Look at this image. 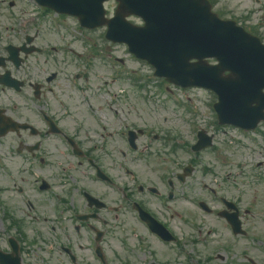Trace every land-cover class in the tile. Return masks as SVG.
Wrapping results in <instances>:
<instances>
[{
    "label": "flooded vegetation",
    "instance_id": "1",
    "mask_svg": "<svg viewBox=\"0 0 264 264\" xmlns=\"http://www.w3.org/2000/svg\"><path fill=\"white\" fill-rule=\"evenodd\" d=\"M16 3L17 0H0V50L6 49L10 45L9 43L16 45L20 41L23 42L32 33L30 32L31 28L28 26H24L20 30L16 29L14 23ZM7 70H11V73L15 72L13 75L23 80L25 87L20 92V97L15 95L6 98L0 90V117L1 114L3 115V119L0 120V153L4 148L12 150V155L4 154L5 160L16 174L25 175L22 182L15 183L12 188L17 192L40 194L41 191H37L36 185L28 180V176L36 174L38 175L39 184L42 180H45L48 186L53 189L56 187L55 182H58L60 175L64 174L65 165L67 163L69 165L74 164L76 166L75 174L72 176L74 184L84 182L83 177L87 175L91 177L92 174L95 180L89 186L90 192L93 196L99 198L103 206L100 208L91 206L83 193L80 192L79 187L74 188V192L67 193L64 196V205H59L62 206L63 214L58 222V234L56 235V240L59 246L64 249V252H53V254H64L63 264H113L114 256L118 257L113 250V243L116 239L111 235L112 226L110 225L114 221L115 196L111 187L107 185L110 187L109 189L104 186L103 181L97 178L99 170L109 176L111 181L116 178L127 185V187L122 188L124 200H122L123 203L117 204V211L123 210L124 207L128 208L131 198L136 196V199L132 200L133 207L134 202H138L144 210L161 222L175 236L174 228L169 219L160 217L154 206V200L162 195L169 198L167 199V207L178 204L179 199L172 190L165 192L163 187L155 185L157 183L163 185L164 179L156 175L144 178L141 182L138 176L139 185L133 186V189L130 188V177L135 179L136 175L133 176L132 174L131 176V167L134 168L135 165L131 164L130 152L127 147L131 143V137H134L132 142L137 147L141 146L148 136L151 141L158 137L155 132L150 130L154 126H146V122H150L153 118L144 119L141 123L130 127L128 108L117 106L115 108L117 117H114L113 107L107 106L105 109L101 107L100 111L97 112L96 124L98 128L94 126L93 118L87 115V111H74L69 114L72 119L69 123L57 124L59 130L51 129L50 125H45L32 107L35 106L48 115L49 94L52 93V87H58V89L61 87L60 79H57L56 84L51 87L48 65L35 64L27 57L20 72L19 68L13 69L12 64L9 63H7L6 68L0 67V79L5 78L4 76L6 78L10 77V75H4ZM55 78H60V76L57 75ZM14 120L21 122L19 124H29L30 127L21 130L16 129L17 132L1 135L4 128L19 126L13 122ZM113 125L120 127L117 136L111 131ZM68 138H71L74 142ZM18 148L20 149L19 158L16 155ZM17 159H20V161H17ZM153 179L157 181L153 182ZM190 179L186 180V183L189 181V185L191 183ZM98 181L102 183L99 184ZM6 187L8 186L6 185ZM1 191L2 186L0 185V193ZM61 192L65 193V191ZM170 192L173 193L171 198L169 197ZM41 195L43 197L40 200H33L31 195L25 197V199L23 198V200L20 199L18 204L26 206L33 223L42 224L45 227L47 236L44 237L45 240H49L50 218L54 209L59 206L55 205V201L51 196L44 192ZM39 201H41L40 205ZM118 217L119 215L116 214V218ZM139 220L143 226V232L150 231L159 240L165 242L149 228L144 220L141 218ZM123 225L125 226L123 239H117V241L121 243L124 250V264H161L155 257L149 260L144 253L136 249V243L141 245L145 241L143 240L144 237L142 236L138 240L135 239L133 235L134 228L130 226L129 222L125 221ZM51 231H56V229L51 228ZM99 231L101 232L100 242L97 240ZM152 234H149V236H153ZM89 235L93 238L92 240L89 239ZM135 235L138 236L136 233ZM83 239L90 240L95 244L96 249L101 247L102 251L103 245L104 259L98 258L97 251L95 252L96 257L88 249L85 250L84 246L82 250H77L76 243L78 241L82 242ZM75 248L77 254H75ZM65 250H68L69 254ZM52 259L53 257L48 260V263ZM166 260H169L170 264L176 263L173 256L167 257Z\"/></svg>",
    "mask_w": 264,
    "mask_h": 264
},
{
    "label": "rangeland",
    "instance_id": "2",
    "mask_svg": "<svg viewBox=\"0 0 264 264\" xmlns=\"http://www.w3.org/2000/svg\"><path fill=\"white\" fill-rule=\"evenodd\" d=\"M213 1L215 2V10L217 12H221L222 17L232 18L235 20L236 18H240L244 20L245 16L249 15L252 9V6H253L252 0H213ZM112 5L113 4H110L109 6H112ZM69 22H72V21L69 20ZM246 23L250 25V20H247ZM100 33L101 32L98 31L95 34H93V36L95 38L96 37L100 38V35H101ZM112 50L114 54L113 56L128 58L127 64H129V70H133L135 68V65L133 63L134 60L132 59V56L129 53H127L125 46L116 45L112 47ZM94 63L97 66L102 65V62L99 60V57H97V59L94 60ZM79 68L84 69V67L81 65H79ZM145 68L147 70L146 72H149L151 70L148 65H145ZM102 70H104L108 74L106 69L103 68ZM109 78H110V75H109ZM182 93H183V98L185 100L188 98L189 94L193 95L192 98L194 99L193 101L194 108H197V109L200 108L202 112L205 111L207 114L211 111L210 107H209V111L205 110L207 109L206 104H205L206 99L210 98L211 104L214 101V99L212 98V96H210L208 91L194 88V89H189L188 91H184ZM167 99L168 98H166L162 102V105L165 108H167L168 111L163 112L162 117H169L170 119H172V123L170 121L171 124L181 123V121L178 119L180 111L179 110L174 111L172 108L174 107L175 109L177 108V106L173 102ZM210 116L212 115L210 114ZM197 121L201 126H206V128L209 131L215 130L212 127V125L207 123V119L203 117L202 115L197 118ZM229 130H230L229 136L216 131L217 133L216 136L217 138H219V141H220V144L218 145L219 150L217 151V153L212 152L211 150H207L206 152H203V153H206L204 155H207L208 159H210V162L219 169L221 174H223L224 172H228L230 170L232 172H235L236 167L233 166L234 163L232 161L237 162L239 159H242L245 156L244 154L245 149H243L242 144L238 142H233L232 138H234V134H236L237 136L242 135L241 140L243 142L250 144L255 149L262 152L261 154L258 151H256L255 153L252 152L253 158L252 156L248 157V159L252 158V163H255L261 155H264V135L263 134H261L260 132L253 133V137L255 139L251 140L247 138L245 135H243L240 131H236L233 129H229ZM263 133H264V130H263ZM215 153L219 154L221 158H225L227 166H223L219 164V161L214 158V156L216 155ZM260 170L261 172H264V167ZM254 181L256 182V184H252L251 186H248V183L242 180L241 198L243 199L242 207L245 208L246 206H248L254 212V215H252L251 218L248 221H246L247 226L252 229L249 231V235H252L258 229H260V230H263L262 232L260 231L258 232L260 233L259 234V237H260L262 234H264V224L261 222L260 218H257V216H264V179H262L261 181H257L254 179ZM237 186L238 185H235L232 182H227V187H226L227 195H230L233 197V195L237 193L236 191ZM255 210L258 213H256ZM121 219L123 220L124 217L121 216ZM119 225H121L120 229L116 227V229L113 232V235L115 236H120L119 234L123 231V225L122 224H119ZM246 247H250V245L247 241V238L242 237L239 247L234 248L236 250L234 251V253L237 255V258H238V255L240 254L239 250L242 249V251L245 252ZM256 255H257L256 264H262V260H263L262 256L259 255L257 252H256ZM233 256H234L233 254L230 255V257H233ZM236 260L237 259H235L232 262H235ZM217 264H232V263L231 262L221 263L220 261H217ZM234 264H238V263L236 262Z\"/></svg>",
    "mask_w": 264,
    "mask_h": 264
},
{
    "label": "water",
    "instance_id": "3",
    "mask_svg": "<svg viewBox=\"0 0 264 264\" xmlns=\"http://www.w3.org/2000/svg\"><path fill=\"white\" fill-rule=\"evenodd\" d=\"M167 21H170V18H167ZM159 26L162 27V25ZM217 26V24H214L215 28ZM130 40L132 44L139 47L146 55L153 58L158 73L169 76H171L169 74L171 73L180 80L193 81L196 84L213 87L221 97V104L219 105L221 113L234 111L239 107L237 97L239 85L237 86L236 78H213L215 76L214 72L218 68L209 67L205 64L194 68L187 66L186 58L191 56L194 51L192 45L205 43L202 35L186 32L179 33L148 26L140 32L131 34ZM192 76L195 78H190ZM176 77L172 79L177 81ZM243 100L244 104H246L250 99L245 96Z\"/></svg>",
    "mask_w": 264,
    "mask_h": 264
}]
</instances>
